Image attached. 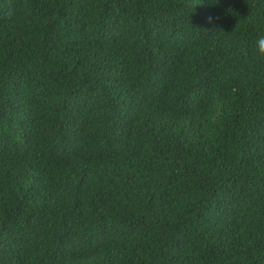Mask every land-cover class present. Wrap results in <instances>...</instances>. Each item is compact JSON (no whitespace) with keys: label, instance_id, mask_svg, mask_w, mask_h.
<instances>
[{"label":"trees","instance_id":"16d2710c","mask_svg":"<svg viewBox=\"0 0 264 264\" xmlns=\"http://www.w3.org/2000/svg\"><path fill=\"white\" fill-rule=\"evenodd\" d=\"M261 34L264 0H0V264H264Z\"/></svg>","mask_w":264,"mask_h":264},{"label":"clouds","instance_id":"9594fccd","mask_svg":"<svg viewBox=\"0 0 264 264\" xmlns=\"http://www.w3.org/2000/svg\"><path fill=\"white\" fill-rule=\"evenodd\" d=\"M208 19L209 22L211 23L214 18L209 17ZM255 52L258 54L259 57H264V34H261L260 36L257 37L255 41Z\"/></svg>","mask_w":264,"mask_h":264}]
</instances>
